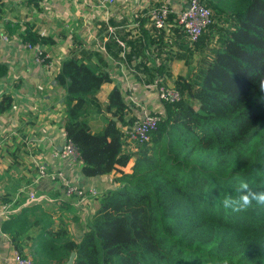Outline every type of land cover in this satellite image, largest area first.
Here are the masks:
<instances>
[{"label": "trees", "instance_id": "1", "mask_svg": "<svg viewBox=\"0 0 264 264\" xmlns=\"http://www.w3.org/2000/svg\"><path fill=\"white\" fill-rule=\"evenodd\" d=\"M201 3L212 23L197 42L169 18L188 72L172 82L182 98L164 104L148 143L127 142L125 129L137 116L119 87L105 105L99 101L112 81L102 55L82 51L63 61L55 76L65 92L60 127L80 153L83 176H109L132 160L134 166L101 197L79 242L65 228L51 229L48 216L30 221L35 207L12 215L2 231L21 257L36 264H66L72 253L74 264H264V207H223L224 198L239 197L241 181L264 191V0ZM24 27L23 43L54 44L34 25ZM164 41L165 31L152 41L160 56L172 46ZM140 67L148 71L146 62ZM154 70L164 71V62ZM7 75L0 61V80ZM92 113L104 119L98 132Z\"/></svg>", "mask_w": 264, "mask_h": 264}, {"label": "crops", "instance_id": "2", "mask_svg": "<svg viewBox=\"0 0 264 264\" xmlns=\"http://www.w3.org/2000/svg\"><path fill=\"white\" fill-rule=\"evenodd\" d=\"M19 1L0 0V36L8 37V42L0 39V61L8 67V75L0 80V106L11 100L10 108L0 112V264H14L15 250L2 231L3 224L12 215L35 207L36 210L28 212L30 221L48 216L52 221L51 229L65 228L72 239L79 242L87 230L88 220L100 207L104 191L116 189L115 180L120 172L131 173L134 166L132 160L127 167L119 168L109 176L87 178L81 172V165L69 166L53 159L54 150L60 151L66 141V132L60 127L65 92L55 79L63 61L74 54L81 57L82 51L103 56V66L106 65V72L112 79L97 95L103 105L115 87H119L124 95L132 93L131 84L143 85L147 95L153 97L156 92L146 87L152 80L172 83L177 76H186L188 72L180 57L183 53L177 40L180 32L176 39L173 37L175 27L164 30V43L169 42L172 46L163 48L160 56L158 46L152 44L160 33L156 34L146 18H142L137 26L136 8L144 12L159 0H139L138 3L118 0L106 8H98L97 0H87L89 5L84 0H23L21 5L26 10L29 8L26 13L22 6L18 7ZM183 1L163 0L176 6ZM16 13H22L21 16L26 18L18 17ZM25 24L34 25L37 32L45 31L52 38L54 44L43 48L50 56L54 70L38 64L35 53L25 48L21 38ZM123 61L139 74L126 72L119 64ZM91 62L97 65L95 59ZM145 62L148 71L140 67ZM162 62L165 70H154ZM177 64H182V73H175ZM128 102L140 108L136 116L144 110L134 97H128ZM90 116L93 132L103 129L104 119L94 113ZM38 163L47 164L50 172H65L78 186L79 195L67 198L60 182L39 179ZM31 194L39 200L32 202ZM82 198L85 200L81 202ZM3 210L6 213L1 215ZM40 223L44 227V223Z\"/></svg>", "mask_w": 264, "mask_h": 264}, {"label": "built area", "instance_id": "3", "mask_svg": "<svg viewBox=\"0 0 264 264\" xmlns=\"http://www.w3.org/2000/svg\"><path fill=\"white\" fill-rule=\"evenodd\" d=\"M73 1L76 2V0ZM138 1L139 0H134L135 3H138ZM84 2L86 5H89L87 0H84ZM117 2L118 0H97V7L106 8ZM171 15L176 16V25L182 29V32L191 43L197 42L203 32H205L212 23L211 11L201 3V0H185L177 6L159 0L154 7L146 9L144 12L141 11L139 7L135 10L137 26H139V22L142 18H146L157 35L162 31L169 29V18ZM39 34L41 37L47 36L45 31H40ZM0 39L8 42L7 36L1 35ZM24 45L26 49L35 53V59L38 64L44 65L49 70H54L53 63L50 61V56L45 52L41 45L33 46L30 43H24ZM102 49L104 50V48ZM119 64L128 73L139 74V72L132 66L128 65L126 61L119 62ZM128 73H126V75H128ZM146 87L156 92V98L162 104L177 103L182 98L180 92L175 87H167L159 80H156ZM160 119L161 118L157 114L143 110L142 113L137 116V119L132 126L126 128L124 132L127 142L131 147L148 143L151 140V133L157 129ZM53 159L69 166H82L80 153L74 143L67 138V135L62 149L60 151L54 150ZM37 167L39 171L38 178H48L52 181L60 182L62 190L67 198L79 195L80 191L78 186L73 182L70 176L66 175L65 172L61 170L50 172L47 164L44 163H38ZM93 195H95L94 192ZM30 200L34 202L39 199L34 194H31ZM84 200L85 199L82 198L81 202ZM3 208L6 209V207ZM5 213V210H3L1 215H4ZM12 262L14 264H36L31 257H21L16 251L13 253Z\"/></svg>", "mask_w": 264, "mask_h": 264}, {"label": "rangeland", "instance_id": "4", "mask_svg": "<svg viewBox=\"0 0 264 264\" xmlns=\"http://www.w3.org/2000/svg\"><path fill=\"white\" fill-rule=\"evenodd\" d=\"M20 2V1H19ZM23 0H21V2L18 4L19 6H22ZM22 9L24 10V12L26 13V11L28 10L29 12V8L26 10V8L24 6H22ZM22 13H16V15H18V17H21L22 19L26 18V16L23 15V17L21 16ZM58 33H60V29L57 30ZM182 64H177V66H175V73L179 74L183 72V68H181ZM180 68L179 72L177 71V69ZM162 84L167 86V87H172L173 84L169 83V82H164L163 80H161ZM132 86V87H131ZM131 92L132 93H125L124 97L125 99L127 98V102H128V97H134L138 103H140L142 106V108L146 111V112H150L153 114H157L159 117L162 116L163 112H164V105L155 97V93L153 92V97L148 94L147 95V91H145L146 89H144L145 87L143 85H141L140 87L136 86L135 84H131ZM133 90V91H132ZM131 102V101H129ZM128 102V103H129ZM133 108L131 109V114H138L140 111V108L137 106H133L131 103H129ZM136 109V110H135ZM91 117V116H90ZM108 190L104 191V194L108 193Z\"/></svg>", "mask_w": 264, "mask_h": 264}, {"label": "clouds", "instance_id": "5", "mask_svg": "<svg viewBox=\"0 0 264 264\" xmlns=\"http://www.w3.org/2000/svg\"><path fill=\"white\" fill-rule=\"evenodd\" d=\"M264 87V84H262ZM259 143V140H254L253 145ZM240 195L237 199L224 198L223 207L225 209L247 208L255 202L256 205L264 207V191H253L249 188L248 183L241 181L239 184ZM227 264V262H225Z\"/></svg>", "mask_w": 264, "mask_h": 264}, {"label": "water", "instance_id": "6", "mask_svg": "<svg viewBox=\"0 0 264 264\" xmlns=\"http://www.w3.org/2000/svg\"><path fill=\"white\" fill-rule=\"evenodd\" d=\"M75 257H76V253H72L67 264H74Z\"/></svg>", "mask_w": 264, "mask_h": 264}]
</instances>
